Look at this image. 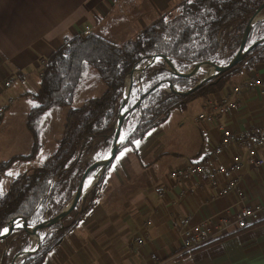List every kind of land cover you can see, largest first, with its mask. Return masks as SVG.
<instances>
[{
	"label": "crops",
	"instance_id": "1",
	"mask_svg": "<svg viewBox=\"0 0 264 264\" xmlns=\"http://www.w3.org/2000/svg\"><path fill=\"white\" fill-rule=\"evenodd\" d=\"M182 1L0 0V87L12 79L7 93L15 102H26L40 91L41 63L62 46L64 37L89 27L122 43ZM251 76L264 78V64L244 78ZM233 85L190 103L185 112L173 111L143 140L121 146L108 165L98 203L43 264H264V222L239 228L237 216L244 204L236 194L218 195L204 175L170 178L171 172L209 154L224 129H264L260 90L244 91L240 106L218 122L197 120L209 101H220ZM135 123L136 117L130 119L123 134L128 136ZM239 149H227L222 160ZM259 156L264 159V148ZM241 186L246 204L264 205V166L247 165ZM186 218L214 226L206 246L184 250L180 228ZM23 244L9 245L12 260Z\"/></svg>",
	"mask_w": 264,
	"mask_h": 264
},
{
	"label": "trees",
	"instance_id": "2",
	"mask_svg": "<svg viewBox=\"0 0 264 264\" xmlns=\"http://www.w3.org/2000/svg\"><path fill=\"white\" fill-rule=\"evenodd\" d=\"M263 4L264 0H184L122 43L109 41L97 31L64 37L62 46L47 58L41 69L40 91L29 96L34 103L28 118L35 140L32 152L0 164V234L17 219L42 223L59 214L71 202L94 157L112 147V133L123 103L126 78L133 70L159 55L168 57L180 72H188L202 62L230 63L241 50L247 28ZM261 38H264V19L250 29L246 45L249 47ZM260 64H264V44L247 53L236 67L184 98L161 88L151 91L135 113V127L121 146H133L164 124L173 111L185 112L190 103L239 83ZM91 68L97 70L106 86L105 92L87 100L81 107L73 108L76 90ZM204 74L206 71L201 70L195 77H177L163 61H158L140 76L141 86L133 87L130 105L156 86L168 88V80H175L180 91L189 90ZM66 107L69 110L56 153L41 167L13 179L8 192L3 195L1 184L7 170L16 161L34 159L40 151L38 125L44 114L54 108ZM107 171L108 167L78 209L49 233H42L45 237L40 249L19 264L44 263L50 252L98 203ZM95 172L92 171L89 177ZM262 222L264 220L253 226ZM20 233L19 238L17 233L13 235L17 236L14 240L10 237L0 242L2 264L12 263L9 245L13 242L24 243L17 248L18 253L30 248V236L24 230ZM5 248L8 251L4 252Z\"/></svg>",
	"mask_w": 264,
	"mask_h": 264
},
{
	"label": "built area",
	"instance_id": "3",
	"mask_svg": "<svg viewBox=\"0 0 264 264\" xmlns=\"http://www.w3.org/2000/svg\"><path fill=\"white\" fill-rule=\"evenodd\" d=\"M258 19L263 20L264 17L258 16ZM90 31L89 27L85 30V32ZM44 64L45 62L41 66ZM41 76L42 74H40ZM13 84L14 81L9 79L0 87V123L15 102V98L7 93ZM246 90H260L264 96V78L251 76L242 79L238 84L233 85L229 93L220 101H209L204 112L198 115L197 120L200 123L220 121L222 116L240 106V96ZM236 145L240 151L233 153L229 160H222L226 150L232 149ZM263 148L264 129L262 128L255 127L239 132L224 129L218 145L209 154H206L201 161L187 163L182 168L171 172L170 178L182 180L204 175L208 183L216 189L218 195L236 194L240 202L244 204L237 216V225L239 228L246 229L262 219L264 205L254 206L245 203L246 193L241 186L242 175L247 165L257 168L264 166V159L259 156V151ZM223 223L228 225V220H223ZM180 233L183 237L184 250L194 251L206 246L213 239L215 228L209 222L194 224L190 218H186L181 223ZM139 244L142 245L141 240ZM13 260L11 264H13ZM15 264H18V260Z\"/></svg>",
	"mask_w": 264,
	"mask_h": 264
},
{
	"label": "rangeland",
	"instance_id": "4",
	"mask_svg": "<svg viewBox=\"0 0 264 264\" xmlns=\"http://www.w3.org/2000/svg\"><path fill=\"white\" fill-rule=\"evenodd\" d=\"M259 17H264L263 11L260 13ZM85 33H89V32H85ZM131 38H128L127 40ZM43 62L46 63V60H43ZM42 67L43 66H41L39 70V76L40 74H42L41 73ZM201 70L206 71V74L203 75V77H205L209 70L212 73L214 72L215 69L210 68V67H205V68H202ZM128 76L126 78V85H129L131 81V79ZM140 76L141 75L139 73L134 75V81H133L135 83L134 86L135 85L141 86V83L139 81ZM105 89H106V86L98 77L97 70L94 68L89 69L76 90L75 100L73 102L72 107L79 108L87 100L102 96L105 92ZM161 89L169 91L171 88L162 87ZM132 101L133 99H131V96H130L128 103H126L128 105V108L131 107L130 104ZM194 104H198V102ZM33 105L34 103L33 101H31V99L27 100L26 102H18V101L14 102V104L10 107L9 111L6 113L7 114L6 119L2 123H0L1 124L0 125V164L3 162L10 161L14 158H18L20 156L29 155L32 152L35 140H34L32 130L28 126V118H29L31 109L33 108ZM12 107H15L13 111H11ZM68 110H69L68 107L54 108L44 114L42 120L40 121L38 125V131L40 133V142L42 143V147L40 151L38 152L37 156L34 159L26 160V161H16L14 165H12L7 170L6 174L3 177V182L1 184V192L3 195H5L8 192L9 186L11 182L13 181V179H15L21 174L33 171L34 169L41 167L50 157H52L56 153L59 147L60 139L63 134V129L65 126V120H66ZM135 113L137 114V110L134 113H132L133 117L131 118V121L135 119L136 117ZM109 152L110 150L108 152L102 151L100 155H97L94 157L93 161L103 158ZM98 175H99V172L98 170H96L94 175L90 176L89 178L97 179ZM87 195L88 193L85 195V197H87ZM50 219L51 218H48L46 220H50ZM18 222H23V221L21 219H18L14 221L13 223L7 225L4 229L7 230L8 227L14 224H17ZM23 230L28 235H29V232H31L25 229ZM14 234H17L18 238L21 237V233L20 231H18V232H14L13 234L8 236L4 240H9L10 237H12V240H14L15 238H17L16 235L13 236ZM30 240H31V246L28 250H33L34 249L33 237H31ZM16 243L17 242H13V244H16ZM22 243L23 242H21L20 245H22ZM9 255L12 261L13 257H11L10 248H9ZM19 255L20 254L18 253H17V256L14 255L15 258L18 260V264L27 258V257L19 258Z\"/></svg>",
	"mask_w": 264,
	"mask_h": 264
},
{
	"label": "water",
	"instance_id": "5",
	"mask_svg": "<svg viewBox=\"0 0 264 264\" xmlns=\"http://www.w3.org/2000/svg\"><path fill=\"white\" fill-rule=\"evenodd\" d=\"M263 8H264V4L260 8V10L255 14V16L252 18V20H251V22L247 28L246 34L244 36V40L242 43L241 50L239 51L237 56L228 64L220 65V64H217L214 62H202V63L195 65L188 72H180L174 66V64L172 63V61L168 57H166L164 55H159V56L152 57L150 60H148V62L143 67L133 70L128 76L131 79V81H130L129 85H126L127 88H126L124 96H123V103L120 107L119 116L116 120V125H115L114 131L112 133V147L110 149V152L107 153V155H105L103 158H100V159H97L96 161H93L92 164L87 168V170L85 171V173L81 179V182L79 184V187H78L73 199L59 214H57L56 216H54L50 220H45L42 223H31L27 219L21 218L24 225H19L10 231H8V230L5 231L6 229H4L0 234V242H2L5 238L10 236L14 232H18V231H21L23 229L27 230V227H34V230L29 232V235H30V238L34 237V236H37L39 238L40 241L38 243V246L36 248H34L33 250H27V251L21 252L19 255V257H24V258L28 257L40 249L41 242L43 240L42 237L43 238L45 237L44 235H42V233H44V232L49 233L58 223H60L63 219L70 216L75 210L78 209L82 199L85 197V195L82 196L83 187H84V183L86 182V180L89 179L90 173L94 170H98V172H99V175H98V178L96 179L95 184L91 187V189H92L99 182L102 174L104 173V171L106 170V168L108 167L110 162L116 157L118 151L120 150L121 145L126 140L127 135L123 134V128L125 126V122L129 119V117L132 115V113L135 110H138L140 108V106H141L142 102L144 101L146 95H148L153 90L162 88V86H156V87L152 88L143 97H141L137 102H135L133 105H131V107L127 108V111L123 115H121V109L123 106L126 105V103H128L129 98L131 96V92H132L134 84H135L133 82L134 81V75H136L137 73L142 75L143 72L149 66L154 65L158 61H163L169 67L170 71L177 77H195L201 71L202 68H205V67L214 68L215 69L214 72L211 73V71L209 70L205 77H203L195 86H193L192 88H190L189 90H186V91H180L177 87V82L175 80H168L167 81V83L169 84V88H171L168 92H170V93H172L175 96L180 97V98H184V97L190 95L192 92H194L196 89L203 86L208 81L215 79L216 77H218L222 73L236 67L245 58L247 53L252 51L257 46L264 44V38H261L260 40H257L256 42H254L249 47L246 45V40H247V36L249 34V31L253 27V25L257 21H259L258 16L263 11ZM118 120H119V124H118ZM89 192H87V193H89ZM16 261H17V259L15 258L13 260V264H15Z\"/></svg>",
	"mask_w": 264,
	"mask_h": 264
},
{
	"label": "bare ground",
	"instance_id": "6",
	"mask_svg": "<svg viewBox=\"0 0 264 264\" xmlns=\"http://www.w3.org/2000/svg\"><path fill=\"white\" fill-rule=\"evenodd\" d=\"M127 108H128L127 104L122 107L121 115H123L127 111ZM118 124H119V120H118ZM95 182H96L95 178H89L88 180H86V182L84 183L82 196L87 194V192L91 189V187L95 184ZM19 225H24V224H20V223L14 224V225L8 227L7 230L10 231V230L16 228ZM27 230L28 231H32V230H34V227H27ZM33 240H34V246L33 247L36 248L38 246V243H39L40 240H39V238L37 236H34Z\"/></svg>",
	"mask_w": 264,
	"mask_h": 264
},
{
	"label": "snow or ice",
	"instance_id": "7",
	"mask_svg": "<svg viewBox=\"0 0 264 264\" xmlns=\"http://www.w3.org/2000/svg\"><path fill=\"white\" fill-rule=\"evenodd\" d=\"M5 231H7V230H5Z\"/></svg>",
	"mask_w": 264,
	"mask_h": 264
}]
</instances>
